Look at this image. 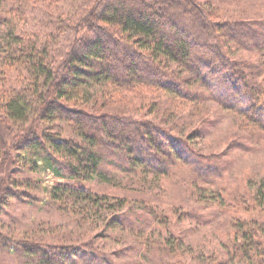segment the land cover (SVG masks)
I'll list each match as a JSON object with an SVG mask.
<instances>
[{
	"label": "rangeland",
	"instance_id": "1",
	"mask_svg": "<svg viewBox=\"0 0 264 264\" xmlns=\"http://www.w3.org/2000/svg\"><path fill=\"white\" fill-rule=\"evenodd\" d=\"M37 1L47 7L52 19L30 26L7 12L2 16L5 22L0 25V35L12 32L11 37L24 38L28 32L37 33L55 53L52 61L62 66L67 57L61 58L59 52L67 56L71 43L63 30L53 29L50 20L59 25L72 10L85 4L89 10L90 5L80 0ZM177 1L183 2L184 13L190 17L193 12L187 0ZM191 1L211 23L255 18V24L251 22L256 30L254 40L242 42L226 32L221 41L230 61L243 64L247 80L264 86V0ZM77 31L72 41L89 35L87 27ZM4 69L0 70V101L20 94L34 107V77H20L16 67ZM183 86L186 97L140 85L123 90L92 87L88 103L77 107L90 117L85 124L99 126L101 120H110L135 125L112 123L115 133L111 132L117 138L113 142L94 134L106 144L102 155L110 164L103 167L104 174L82 172L83 180L58 176L42 162L33 164L28 152L15 147V143L20 147L23 133L7 135L4 131V142H0V236L49 247L52 252L77 253L79 257L72 256L77 264H251L236 246L243 243L241 223L264 224V132L240 112L225 108L195 80ZM32 107L27 110L28 122L19 126L38 136L40 132L53 137L63 134L69 139L80 128L62 118L52 124L35 123ZM6 124L2 125L7 128ZM143 124L164 129L183 143L203 170L199 173L198 167L173 156L170 161L164 159L169 161L165 173L127 163L125 152L114 144ZM70 139L82 142L75 136ZM66 189L81 194L64 199ZM88 195L105 199L114 208L93 205ZM13 247L0 250V264H27ZM254 259L258 264V258Z\"/></svg>",
	"mask_w": 264,
	"mask_h": 264
},
{
	"label": "trees",
	"instance_id": "2",
	"mask_svg": "<svg viewBox=\"0 0 264 264\" xmlns=\"http://www.w3.org/2000/svg\"><path fill=\"white\" fill-rule=\"evenodd\" d=\"M80 1L88 2L89 10L86 4L79 6L71 11L72 14L63 16L59 25L50 20L53 29L63 30L71 43L67 56L59 52L61 58L67 57L62 66L52 61L55 53L37 37V33L28 32L24 38L11 37L14 35L12 32L0 35V70L5 71L4 67L18 68L20 77H23L22 74L34 77L37 89L31 93L37 100L34 107L20 94L14 95L10 101H0L1 143L4 142L5 132L7 135L13 131L14 134L23 133L24 136L18 141L20 147L13 142L17 150L29 153L33 164L42 162L46 169L54 170L58 176L67 174L69 178L79 180L84 179L82 172L99 175L105 172L103 167L110 163L102 155L106 144L94 134L99 133L107 140L115 141L117 138L112 134V123L116 122L101 120L99 126L85 124L90 117L77 107L88 103L91 88L123 90L140 85L186 97L181 88L192 80L204 87L225 108L240 112L249 123L264 132V86L247 80L243 64L230 61L221 41V36L226 32L240 41L254 40L255 18L228 24L211 23L191 0L186 1L193 12L190 17L184 13L183 2L177 0ZM45 9L47 7L44 4L40 6L37 0H0V25L5 22L2 16L10 12L25 25L45 22L46 18L52 19ZM82 26L88 28L89 35L81 41H72ZM70 104L73 106H68ZM30 106L35 123L52 124L56 118H62L64 122L78 124L80 128L70 138L75 136L82 142L68 139L63 134L53 137L40 132L38 136L34 131L20 127L19 123L29 120L27 110ZM2 124H6L7 128ZM116 124L135 125L127 121ZM144 125H137L132 135L121 137L118 145L113 143L125 152L124 160L127 163L165 173L173 156L190 163L192 167H198V172L203 170L192 151H188L166 130ZM63 132L67 134L65 128H62ZM66 190L64 199L75 198L74 193L81 194ZM88 198L93 205L99 203L114 208L105 199L93 195H88ZM241 226L244 228L243 243L236 246L237 252L247 257L251 264H255V256L258 264H264V244L260 239L264 240V224L252 222L241 223ZM9 245L14 246L16 253L27 264H77L72 259V256H78L77 253H54L49 247L43 249L0 236V250L4 251ZM52 256L58 257V261H54Z\"/></svg>",
	"mask_w": 264,
	"mask_h": 264
}]
</instances>
